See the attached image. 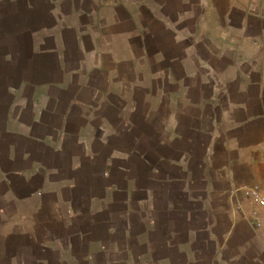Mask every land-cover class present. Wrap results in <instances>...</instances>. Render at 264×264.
Masks as SVG:
<instances>
[{"label": "crops", "instance_id": "crops-1", "mask_svg": "<svg viewBox=\"0 0 264 264\" xmlns=\"http://www.w3.org/2000/svg\"><path fill=\"white\" fill-rule=\"evenodd\" d=\"M256 183L264 0H0V240L23 236L9 264H130L127 235L157 229L159 264H264L235 192ZM82 217L104 237L67 260L52 230Z\"/></svg>", "mask_w": 264, "mask_h": 264}, {"label": "rangeland", "instance_id": "rangeland-1", "mask_svg": "<svg viewBox=\"0 0 264 264\" xmlns=\"http://www.w3.org/2000/svg\"><path fill=\"white\" fill-rule=\"evenodd\" d=\"M115 179V178H114ZM108 180V181H107ZM107 180H101L98 179L95 181L96 182V187H100L103 190H107L110 189L112 187L113 183L110 179ZM116 186L117 184H113V187ZM82 189H80V191L78 190V196L76 197H71L70 199H72L73 204L75 206L76 209H80L83 211V209L85 208V202H86V198L85 195H82ZM92 193H98L97 191H93ZM111 194V193H110ZM112 199V196L111 198ZM162 204V203H161ZM159 204V207H162V205ZM123 204L122 203H114L113 206H106V209H109L110 211H113L112 214H109L110 216V222H113L114 224L116 223V219L114 218L115 215L117 214L118 211H122L123 209ZM48 208H45L44 211H47ZM6 215H11L12 214H6ZM81 220V221H80ZM119 221L121 219H118ZM67 221V219H64L62 222ZM80 221V222H79ZM250 221H252V218H250ZM76 222V223H75ZM72 221L70 220V226L65 227V225H63L65 228H61L60 230H52L54 232V234H51L52 236H55L56 238L59 237V249H60V255H62L64 258H66L67 260L70 257H73L74 253L78 254L80 256L85 255L86 254V246H84L83 241L82 243L80 242V240H78V237H83L85 235V233H88L89 231L91 232L89 235V239H101V237H104V229H92V230H88L85 229V221L82 218L78 219L77 221ZM61 225V226H62ZM62 226V227H63ZM73 226V227H72ZM77 226V227H76ZM76 227V228H75ZM117 238H122V231H120L119 229H117ZM146 233V232H144ZM133 234L136 235L135 237H137L138 231L135 230L133 231ZM18 239L15 243H9L8 245H5V242H2L0 240V264H9L8 260H6L7 257H11L12 253H18L21 250V241L22 239H19V237H23V236H17ZM126 239H128V243L126 244V246L130 247V250H132V252H134L135 254L140 256V260L139 261H132L129 260L128 262L130 264H159L161 261L159 260L160 258H162L165 253L163 251H165V246H164V230H155L154 233H152V240L150 241L148 235H142V238L140 237V243L132 245L133 240L130 237V235H127ZM60 240L62 241V243L60 244ZM19 244H16V243ZM151 242V245H150ZM50 242H48L49 244ZM153 243V245H152ZM52 245H49V247H51ZM134 247V248H133ZM49 254V253H48ZM49 256V255H48ZM15 258V257H14ZM157 258V259H155ZM158 260V262H156ZM211 264L212 262L209 261H205V262H193L191 264ZM86 264V263H85ZM94 264H101L99 261H95ZM123 264V263H122ZM187 264H190L189 262Z\"/></svg>", "mask_w": 264, "mask_h": 264}, {"label": "built area", "instance_id": "built-area-1", "mask_svg": "<svg viewBox=\"0 0 264 264\" xmlns=\"http://www.w3.org/2000/svg\"><path fill=\"white\" fill-rule=\"evenodd\" d=\"M253 206L252 223L255 229L264 230V183L241 186L235 189Z\"/></svg>", "mask_w": 264, "mask_h": 264}]
</instances>
